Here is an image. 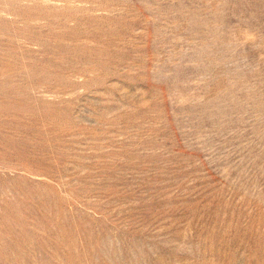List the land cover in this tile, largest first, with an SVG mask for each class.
<instances>
[{"label": "rangeland", "instance_id": "1", "mask_svg": "<svg viewBox=\"0 0 264 264\" xmlns=\"http://www.w3.org/2000/svg\"><path fill=\"white\" fill-rule=\"evenodd\" d=\"M0 264H264V0H0Z\"/></svg>", "mask_w": 264, "mask_h": 264}]
</instances>
